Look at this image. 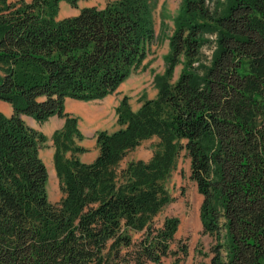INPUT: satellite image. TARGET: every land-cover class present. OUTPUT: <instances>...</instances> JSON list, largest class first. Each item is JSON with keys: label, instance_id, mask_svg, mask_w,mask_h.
<instances>
[{"label": "trees", "instance_id": "trees-1", "mask_svg": "<svg viewBox=\"0 0 264 264\" xmlns=\"http://www.w3.org/2000/svg\"><path fill=\"white\" fill-rule=\"evenodd\" d=\"M80 1L0 0V101L12 108L0 111V264H180L178 219L155 220L172 201L165 185L181 152L202 196L210 264H264V0H181L156 97L136 111L123 97L119 128L96 132L90 163L78 158L86 149L65 101L102 100L142 65L153 0H105L57 18L61 2ZM206 34L216 38L209 59ZM22 116L64 120L51 136L56 204L39 155L46 136ZM147 140L150 158L121 168Z\"/></svg>", "mask_w": 264, "mask_h": 264}, {"label": "rangeland", "instance_id": "rangeland-1", "mask_svg": "<svg viewBox=\"0 0 264 264\" xmlns=\"http://www.w3.org/2000/svg\"><path fill=\"white\" fill-rule=\"evenodd\" d=\"M180 1L153 0L154 41L142 65L110 95L112 109L109 108V110H114L123 97L128 98L129 106L133 111L139 108L143 100L154 99L156 97L158 90L155 85V79L165 73V57L169 52L168 39L173 30V19L178 12ZM66 5L63 6L62 4L59 9L61 14L68 16L70 14V7L68 4ZM104 5L105 0H84L78 3V9L91 6L102 8ZM58 19H60L59 16ZM204 37L210 42L202 47L201 53L204 58L209 59L212 48L214 47L212 42L216 38L211 34H206ZM181 68V64H178L174 68L170 83H173L177 79ZM73 102H66L65 110L77 118L78 128L83 136L82 140H80V145L85 147L86 151L89 152L93 148L96 132L107 131L110 133L119 128L116 123L115 114L109 116L108 113V115L106 114L104 116L105 113L98 115L94 112L97 108L106 104L104 100L84 103L80 101ZM0 111L6 116L12 114L11 106L1 101ZM88 112H92V114H86ZM22 118L29 127L36 129L46 136V141L40 147L39 155L47 171L46 191L49 202L56 204L61 199L62 194L53 168L52 155L54 149L51 136L55 130L59 129L62 120L52 118L43 123H37L30 117L22 116ZM154 144L155 140L144 141L139 147L125 156L120 167H125L130 160L149 159ZM85 156H88V154L81 155L80 159H83ZM189 175V159L185 156L184 152H181L176 159L174 168L165 185L172 201L164 207L155 222L159 225L166 217H176L178 219L179 224L172 247L176 250L182 244L186 245L187 248V255L180 264H210V248L213 240L210 236L202 233V226L199 219V207L202 196L198 193L196 185L189 178ZM138 237L139 235H136L134 239ZM170 263L171 258H165L161 264Z\"/></svg>", "mask_w": 264, "mask_h": 264}, {"label": "crops", "instance_id": "crops-1", "mask_svg": "<svg viewBox=\"0 0 264 264\" xmlns=\"http://www.w3.org/2000/svg\"><path fill=\"white\" fill-rule=\"evenodd\" d=\"M62 4H63V6H67V5H66L67 3H65V2H61L59 8H61ZM69 7H70V6H69ZM69 11H70V14H69L68 16H65L64 14H61L60 9H59V12H58V16H59V18L62 19V18H64V17L66 18V17L74 16V15L78 14L79 9H73V8L70 7V8H69ZM58 16H57V18H58ZM109 97H110V95L103 99L104 102H106V109H105V114H104V116H105L106 114L108 115V113H109V116L115 114V109H114V110H109V108L112 109V108H111V105H112V104H111V99H110ZM68 101H69V102H73L74 100L66 99L65 103L68 102ZM73 103H75V102H73ZM83 103H84V102H83ZM116 107H117V106H116ZM116 107H115V108H116ZM65 111H66V110H65ZM111 111H112V112H111ZM113 111H114V112H113ZM111 113H112V114H111ZM52 118H58V117H57V116H53V117H51V118H49V119H52ZM59 119H60V118H59ZM61 120H62V121H61ZM60 121H61V123H60L59 129L62 127L64 120H63V119H60ZM77 145L83 147L82 145H80V141L77 142ZM83 148H85V147H83ZM86 154H88V156H85L83 159H80V156H81V155H86ZM97 154H98V151H97V148H96V145H95V142H94V144H93V148L91 149V151H89V152L86 151V152H84L83 154H79V155H78V158H79V160H80L81 162H83V163H90V162H92V161L96 158Z\"/></svg>", "mask_w": 264, "mask_h": 264}, {"label": "bare ground", "instance_id": "bare-ground-1", "mask_svg": "<svg viewBox=\"0 0 264 264\" xmlns=\"http://www.w3.org/2000/svg\"><path fill=\"white\" fill-rule=\"evenodd\" d=\"M68 105H71V104H68ZM105 109H106V104H103L101 107H99V108H97V110H95L94 112L96 113V114H104L105 113ZM86 114H88V115H91L92 114V112H88V113H86Z\"/></svg>", "mask_w": 264, "mask_h": 264}]
</instances>
